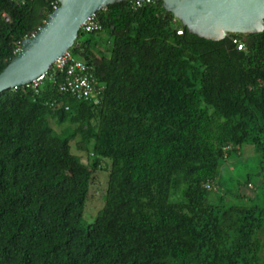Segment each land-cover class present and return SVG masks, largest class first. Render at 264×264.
<instances>
[{
	"label": "trees",
	"instance_id": "trees-1",
	"mask_svg": "<svg viewBox=\"0 0 264 264\" xmlns=\"http://www.w3.org/2000/svg\"><path fill=\"white\" fill-rule=\"evenodd\" d=\"M55 7L0 0V72ZM94 16L101 29H80L70 52L97 102L61 90L51 67L0 93V264H264V29L200 38L154 0ZM244 144L257 191L247 176L253 196L226 203L220 167ZM102 163L104 202L85 223Z\"/></svg>",
	"mask_w": 264,
	"mask_h": 264
},
{
	"label": "water",
	"instance_id": "water-1",
	"mask_svg": "<svg viewBox=\"0 0 264 264\" xmlns=\"http://www.w3.org/2000/svg\"><path fill=\"white\" fill-rule=\"evenodd\" d=\"M122 0H57L58 7L32 36L25 37L0 72V93L28 85L69 50L86 19ZM143 2L145 0H135ZM188 32L219 41L228 33L254 34L264 29V0H154ZM228 37V35H227ZM229 38V37H228Z\"/></svg>",
	"mask_w": 264,
	"mask_h": 264
},
{
	"label": "rangeland",
	"instance_id": "rangeland-1",
	"mask_svg": "<svg viewBox=\"0 0 264 264\" xmlns=\"http://www.w3.org/2000/svg\"><path fill=\"white\" fill-rule=\"evenodd\" d=\"M87 37L85 35L83 38ZM102 46L105 44L104 39L99 41ZM52 124V121L49 122ZM65 131L71 132L72 127L65 128ZM75 141H72V146ZM81 168L85 171H90L91 168L87 164L85 156L81 155ZM260 158L257 151L252 145L244 144L241 146L238 153L231 155L223 165L220 167V180H222V189L217 190L214 193L222 194L224 191L227 193L226 203H240V199L237 197L238 193L247 194L253 196L254 190L246 185V178L250 176V182L255 184L257 191V171ZM110 165V160L107 161ZM107 163H102L101 167L92 172V179L90 182L88 198L84 207V222L89 223L94 220L97 215V211L101 209L104 202V194L106 190L107 175ZM259 190V189H258Z\"/></svg>",
	"mask_w": 264,
	"mask_h": 264
},
{
	"label": "built area",
	"instance_id": "built-area-1",
	"mask_svg": "<svg viewBox=\"0 0 264 264\" xmlns=\"http://www.w3.org/2000/svg\"><path fill=\"white\" fill-rule=\"evenodd\" d=\"M20 1L23 2L24 0ZM139 3L137 2V4ZM80 29L86 33H90L100 30L101 26L95 19V16L92 15L86 19ZM233 42L236 43V40H233ZM237 48L242 49V44L239 43ZM51 68L62 74L63 81L59 84L61 90L68 91L78 99L98 101L102 87L98 85L92 67L81 59L74 57L70 49L57 57L52 63ZM46 73L32 80L28 85L36 88Z\"/></svg>",
	"mask_w": 264,
	"mask_h": 264
}]
</instances>
